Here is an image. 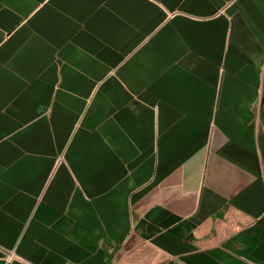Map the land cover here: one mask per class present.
Listing matches in <instances>:
<instances>
[{"label":"crops","instance_id":"crops-1","mask_svg":"<svg viewBox=\"0 0 264 264\" xmlns=\"http://www.w3.org/2000/svg\"><path fill=\"white\" fill-rule=\"evenodd\" d=\"M0 264H264V0H0Z\"/></svg>","mask_w":264,"mask_h":264}]
</instances>
